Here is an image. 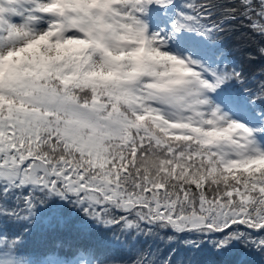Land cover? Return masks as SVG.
Here are the masks:
<instances>
[{
	"label": "snow or ice",
	"instance_id": "snow-or-ice-1",
	"mask_svg": "<svg viewBox=\"0 0 264 264\" xmlns=\"http://www.w3.org/2000/svg\"><path fill=\"white\" fill-rule=\"evenodd\" d=\"M208 255L264 264V0H0V264Z\"/></svg>",
	"mask_w": 264,
	"mask_h": 264
},
{
	"label": "trees",
	"instance_id": "trees-1",
	"mask_svg": "<svg viewBox=\"0 0 264 264\" xmlns=\"http://www.w3.org/2000/svg\"><path fill=\"white\" fill-rule=\"evenodd\" d=\"M57 239L63 240L64 243H90L93 238H82V240L77 241V239L73 236H70L67 233H52L51 231L44 229H37L34 231L33 235L29 238V244L26 248L27 252L39 254L49 248H51L56 242ZM65 250L61 249V254H64ZM238 256L230 255L224 258L213 257L211 255L201 257V260H218V261H226L227 264H232L233 261L238 259ZM246 264H259V258L249 257Z\"/></svg>",
	"mask_w": 264,
	"mask_h": 264
}]
</instances>
